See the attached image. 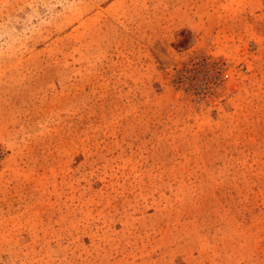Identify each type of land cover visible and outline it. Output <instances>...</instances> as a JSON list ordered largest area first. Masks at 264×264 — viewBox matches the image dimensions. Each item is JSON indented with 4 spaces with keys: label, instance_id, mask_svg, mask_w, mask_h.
Returning <instances> with one entry per match:
<instances>
[{
    "label": "rangeland",
    "instance_id": "rangeland-1",
    "mask_svg": "<svg viewBox=\"0 0 264 264\" xmlns=\"http://www.w3.org/2000/svg\"><path fill=\"white\" fill-rule=\"evenodd\" d=\"M0 264H264V0H0Z\"/></svg>",
    "mask_w": 264,
    "mask_h": 264
}]
</instances>
